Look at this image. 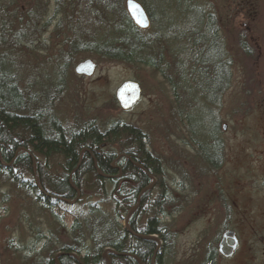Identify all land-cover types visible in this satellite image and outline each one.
I'll return each instance as SVG.
<instances>
[{
	"label": "rangeland",
	"instance_id": "obj_1",
	"mask_svg": "<svg viewBox=\"0 0 264 264\" xmlns=\"http://www.w3.org/2000/svg\"><path fill=\"white\" fill-rule=\"evenodd\" d=\"M136 1L162 30L152 24L140 31L145 46L126 62L97 52L109 43L128 53L121 43L127 36L126 0H0L2 69L11 71L30 107L45 109L68 129L94 123L106 131L117 124L144 135L145 147L160 161L166 189L159 203L160 223L170 235L164 264H264V0H192L206 18H216L229 60L231 87L216 104L198 92L192 42L181 37L195 19L187 2ZM167 27L174 29L166 34ZM85 60L96 64L91 77L75 74ZM127 81L139 84L141 98L123 111L115 93ZM215 123L223 149L219 168L199 152L203 140L214 148L205 136ZM122 141L111 149L119 153ZM211 155L217 159L214 151ZM46 167L59 175L58 158ZM158 184L155 179L149 186V212L160 198ZM89 201L109 219L118 215L121 228L139 209L138 204L117 211L100 199L49 209L0 175V264H49L53 257L57 262L60 251L78 247L80 233L94 224ZM80 211L82 228L73 231ZM146 221L138 216V228ZM227 231L240 244L230 259L218 253Z\"/></svg>",
	"mask_w": 264,
	"mask_h": 264
},
{
	"label": "trees",
	"instance_id": "obj_2",
	"mask_svg": "<svg viewBox=\"0 0 264 264\" xmlns=\"http://www.w3.org/2000/svg\"><path fill=\"white\" fill-rule=\"evenodd\" d=\"M185 1L187 11L195 19L181 37L192 42L191 53L196 55L193 69L200 79L198 92L208 103L216 104L231 87L229 60L225 59L226 53L219 44L216 18L211 14L206 18L202 8L193 5L192 0ZM123 17L127 36L121 43L128 46V53L109 43L98 46L97 52L117 61L132 62L145 43L126 12ZM149 17L151 25L161 31L157 19ZM172 29L167 27L166 34ZM1 63L4 62H0V175L49 209L71 202L80 205L90 199L108 200L117 211L122 207L128 211L139 204L127 227L121 228L116 223L118 215L109 219L101 206L89 201L87 209L94 224L86 228L87 234L81 232L77 238L81 247L64 248L57 262L53 257L49 264H108V260L110 264H164L170 235L164 233L160 223L162 204L159 203L166 189L160 161L145 147L144 135L133 127L117 124L106 131L94 123L76 129L64 127L45 109L30 107L31 99L27 100L11 71L7 67L3 70ZM218 134L215 123L205 136L213 140L214 148L203 140L199 151L214 168H219L223 159ZM123 139L119 153L111 149ZM54 158L60 162L58 176L50 174L46 167ZM87 177H91L92 183L88 184ZM155 179L159 181L160 198L149 212L151 189L148 188ZM90 185L96 188H88ZM78 216L73 231L82 228L80 219L84 214L80 211ZM138 216L147 217L142 228H138ZM89 242L92 246L87 245ZM108 249L111 252L105 258Z\"/></svg>",
	"mask_w": 264,
	"mask_h": 264
},
{
	"label": "water",
	"instance_id": "obj_3",
	"mask_svg": "<svg viewBox=\"0 0 264 264\" xmlns=\"http://www.w3.org/2000/svg\"><path fill=\"white\" fill-rule=\"evenodd\" d=\"M125 8L128 16L134 25L142 31L150 28V19L145 9L135 0H126ZM96 69V65L91 60L80 63L75 73L78 76L91 77ZM141 98V89L135 82L129 81L123 83L116 91V99L119 106L124 111L132 109ZM127 226V224H126ZM147 238L156 239L154 236ZM239 243L234 232L230 231L224 234L219 245V253L224 258H230L238 250Z\"/></svg>",
	"mask_w": 264,
	"mask_h": 264
},
{
	"label": "flooded vegetation",
	"instance_id": "obj_4",
	"mask_svg": "<svg viewBox=\"0 0 264 264\" xmlns=\"http://www.w3.org/2000/svg\"><path fill=\"white\" fill-rule=\"evenodd\" d=\"M263 184H264V183H263ZM263 186H264V185H263ZM237 190H238V189H234L232 192H234V191H237ZM229 199H230V200H232L233 198H232V199H231V198H229ZM263 221H264V220H263ZM235 234H236V233H235Z\"/></svg>",
	"mask_w": 264,
	"mask_h": 264
}]
</instances>
